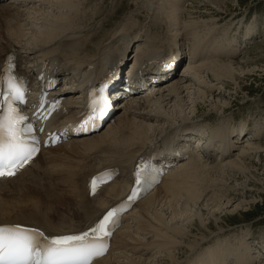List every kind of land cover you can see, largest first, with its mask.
I'll use <instances>...</instances> for the list:
<instances>
[{"label": "bare ground", "instance_id": "bare-ground-1", "mask_svg": "<svg viewBox=\"0 0 264 264\" xmlns=\"http://www.w3.org/2000/svg\"><path fill=\"white\" fill-rule=\"evenodd\" d=\"M91 1L0 2V66L7 53L17 50L24 65L26 64L23 73L31 74L45 59L60 58L72 66L69 69L73 73L79 72V81L84 75L85 78L93 77L97 80V70L117 60H125L133 45L134 64L141 72H145L159 57L161 62L168 63L181 51L185 40L189 39L188 36L194 39V43H190L193 48L192 60L185 68L184 74L164 84L162 89H159L160 86L155 87L145 95L125 100L123 105L116 108L114 121L100 134L46 149L24 171L16 173L14 178L0 179V223H26L53 235L83 231L99 222L106 210L125 197L132 186V181L128 183L129 171H132L130 164L145 149L151 150L153 145L159 148L166 141L174 146V134L177 131L181 135L193 132L194 138L180 144L185 147L179 152H185V156H189L188 159L177 165L156 190L136 205L125 220L122 230L116 235L109 256L94 263L181 264L183 261L178 256V250H182L186 256L192 254L199 245L202 247L212 241L215 231L211 232L213 223L208 221L207 213H210L208 216L217 224L221 218H218L219 215L237 216L258 203L256 200H243L235 204V199L250 197L255 192L263 193L260 188H264V173L261 178L255 173L263 170L258 169L257 162H246L258 151L264 152L263 146L250 143L241 151L242 156L227 161L236 149V143L233 142L235 135L230 130L240 126L238 136L240 133L246 135L248 126H233L230 121L224 123V120L232 115L227 113L233 103H225L227 95L222 87L228 88V84L232 83L236 85V93L232 94L237 95L242 91L241 81L240 84L238 81L245 76H251L253 72L245 71L244 68L249 59H244L238 64L228 59L240 53L241 44L237 43L236 38L232 41L225 39L228 34L222 35V40L218 37V20L209 24L206 21H201L203 24L195 21L189 26L186 22L183 23L186 14L182 3L185 1H144L152 26L148 22L144 28L145 22L137 20L139 14L131 13L127 20L131 18L132 24H124L121 31H113L107 37L104 22L97 25L95 21L103 11V5L98 9L93 8ZM232 6L227 0H193L187 15L189 18L195 14L198 18H224ZM120 12L121 10H118L115 14ZM113 17L114 14L111 20L117 18L116 16L112 19ZM99 26L102 30L93 32ZM180 31H184V40L180 38ZM98 37H103V42L94 45L90 52L78 54L80 46L90 45V48V42ZM250 37L253 35H248L245 39ZM73 41L75 49L71 53L67 46ZM78 41L83 44L80 45ZM86 68L87 74L84 72ZM256 68V72H264V66L256 65L255 70ZM205 72L207 75L203 77ZM195 86L198 90L192 92ZM195 96H199L202 102L198 103ZM76 98L68 99L65 107L70 109L71 113L67 118H73L76 113L79 103L78 96ZM202 103L209 104L207 111L203 110L204 106H200ZM210 118H220L222 121L219 122L220 130H212L211 138L209 137L208 144L205 145L201 143V134L195 130L198 127L204 130L205 126L199 121ZM62 119L63 117H59L56 122ZM262 131L264 125L261 129L258 124L253 133L258 135ZM215 144L221 145L217 148L220 153L210 150ZM200 147L205 151H198ZM112 167L119 169L117 179L104 187L97 196L92 195L87 187L89 178L103 169ZM216 175L219 177H213ZM223 175L224 178H221ZM237 176L247 178V182L251 183L247 186L248 189L236 185L237 180L234 178ZM229 179H234L236 183L227 184ZM229 193H232V198L228 200ZM217 227L218 235L214 237L216 241L213 240L215 249L205 252L206 259L198 260L197 263L228 264L225 261L228 257H236L238 264H254L258 261L259 257L254 256L255 253L252 252L256 246L251 245L248 250L241 251L239 246L223 244L219 239L224 228L219 225ZM194 230L198 231V234L194 235L195 244L188 242L187 246L190 245V248L184 251L182 246L193 237ZM207 232L209 236L212 235L208 241ZM150 234L153 236L150 237ZM223 246L234 248L238 253L222 250ZM155 250L157 252L153 256L149 254ZM259 253L261 254V251ZM189 264H193V261Z\"/></svg>", "mask_w": 264, "mask_h": 264}, {"label": "rangeland", "instance_id": "rangeland-1", "mask_svg": "<svg viewBox=\"0 0 264 264\" xmlns=\"http://www.w3.org/2000/svg\"><path fill=\"white\" fill-rule=\"evenodd\" d=\"M143 1H145V0H92L90 5H93V8L96 7L97 9L99 8V6L101 7L103 5V9H102L103 11L101 12L102 15L99 14L100 16L98 15L95 21H96L97 25H100L101 22H104L103 25H105V29L107 28L106 30H108L106 32V34L110 35L113 31H118V30L121 31L123 29V28L121 29V27H124V24H126V23L132 24L131 18L128 20H127V18L131 17L130 16L131 13L134 12L135 9L140 7L141 3ZM183 1H185V2H183ZM227 1H229L231 3V5H233L232 7H230L232 10L230 9V11L226 15L223 16L224 18H222V17L216 18L215 17L214 19H210L208 17H206V18H204V17L200 18L199 17L198 18L197 14L192 15L193 17L189 18V16L187 15V13H188L187 10L189 9L190 4L193 3V0H182L183 3L182 2L181 3H182V6L183 5L185 6L184 7L185 10L184 9L183 10L186 14V16H184V18H183V20H184L183 23L186 22L187 23L186 25L189 26V25H193L195 23V21H197V22L199 21L200 24H203L206 21L209 24V22L212 23V21L215 22L218 20V26H217L218 27V32H217L218 37L221 38L222 35L228 34L225 39H228V41H232V40H234V38H236L237 43L241 44V50H240L241 54L238 53L237 56L230 57L228 59H230V61H232L234 63L237 62L236 64L242 62V60H244V59H247V60L249 59L250 61L249 60L247 61V63L244 65V68H245V71L246 70L253 71L252 72L253 76L252 75L251 76H245L244 79H241L238 81V83L241 81V84L240 83L239 84L242 87V91H240L237 95L232 94V93H236V85H233L232 83L228 84V86H227L228 88H223L221 86L222 90L224 89V93H226L225 95H227V99L225 100V103H233L232 104L233 106L230 109V111L231 110L232 111L231 112L229 111L227 114L232 113V115H234V116L229 115L228 119L224 120V123H226L227 121H230V124H232L233 126H238L239 124L240 125L243 124L246 127L248 126L247 132H249V130L252 131V129L254 131L255 128H257L258 124L260 125L261 129L263 128V125H264V72H256L258 70L257 68L255 70L256 65H258L259 67L264 66V58H261V56L262 57L264 56V0H227ZM90 5H89L87 11L89 10ZM129 8H131V9H129ZM118 10H121V12H120V14L117 15V14H115V12ZM201 12H204V11H201ZM88 13H89V11H88ZM90 13H92V12H90ZM112 14H114V17L112 19H114L116 16H117V18L114 20H111ZM133 14H139L140 19L137 18V20L140 22H145L144 28L147 26L148 22H150V20H151L150 16L147 14V12L144 8L142 10L136 12V13L134 12ZM108 15H110V16L108 17ZM107 18H108V20L109 19L111 20L110 23H105V21H103V20H107ZM188 21L191 24H189ZM201 21L202 22L204 21V22L202 23ZM111 23H112V25H111ZM118 25L119 26L121 25V26L119 27ZM150 26H152V22H150ZM256 26H257V30H256ZM208 28H210V27H208ZM164 30L168 31V29H164ZM121 34H124V33H121ZM248 35H251V36L255 35L256 37L255 38L250 37L249 40H246L245 38ZM180 38L181 39L183 38L182 40H184V31H180ZM188 38L189 39L185 40L184 45L181 47L180 52H182V53H184L185 48L188 50L191 48V47L188 48L187 44L194 43V41H193L194 39L192 38V36H188ZM221 40H222V38H221ZM242 42H244V43H242ZM98 43H99V39L97 38V39H95V41L93 43H91V48L83 47V49H81V50L82 51L84 50L83 51L84 53L81 51L80 54L81 53L85 54L87 52H90L91 50H93L94 45H96V44L98 45ZM131 48L133 49L134 45ZM206 75H207V72L202 74L203 77ZM192 79H194L193 76H192ZM203 80H204V78H203ZM208 81H210V80H208ZM160 87L161 88H159V89H162L165 86H160ZM197 90H198V88L195 86L194 91H193V89L191 91L197 92ZM198 97L195 96L194 98L196 101L198 100L197 101L198 103H201L202 101H201L200 97L199 98ZM207 100H210V98H207ZM124 101L125 100L117 103L116 108H118L121 104L123 105ZM203 103L200 106L201 107L204 106L205 109H203V110L207 111L209 104L207 103L204 105ZM195 121H197V120H195ZM221 121H222V119H220V118L219 119L210 118V119H204V120L201 119V121H199V122L203 125V127L205 126L204 130L209 131L211 133L212 130L213 131H215L217 129L220 130V125H219L220 123L219 122H221ZM256 123H258V124L256 125ZM206 131H205V133H207ZM210 133H208V134L210 135ZM198 134H201V133H198ZM246 135H244L243 138L241 139L245 143L244 145H242V150L246 149L250 143H255L257 146L261 145L264 148V131H262L258 135H256L255 140H257V141H255V142H252V141H246L245 142L244 139H245ZM235 137L240 138V136H238V134L235 135L234 138ZM242 141H240V142L238 141V142H234V143H236V144L243 143ZM261 151L262 152L258 151V153H256L255 155H253L251 157L249 156L250 159L246 160V162H249L250 160H252V162H257L258 165H256V166L258 167V169L264 171V152H263V150H261ZM241 153L242 152H237L234 150L231 158H229L227 161H230L233 158H237V156L239 157V155H241ZM240 159L241 158H239V160ZM254 170H256V169H254ZM263 171H256L255 173H256V175L260 176V178H261V174L264 173ZM213 177H219V175H216ZM221 178H224V175L221 176ZM234 179L237 180V183ZM234 179H232V180L229 179L227 184L233 185L236 183V185L238 187H243V188H247V189H248L247 186H249V184H251L249 181L247 182V178H242V177L237 176V178L235 177ZM260 189H261V192H263L262 194L255 192L250 197H247V198L239 197L238 198L239 201L237 199H235L236 201L234 200L236 202L235 204L241 203L243 200L245 202L256 200L258 202L257 205H254L253 208H250V207L247 208V210H248L247 212H242L237 216L226 215L224 217L223 214L219 215L218 218L220 216H221V218H219L220 220L218 221L217 224H216V222H213L214 220L212 219L211 216H208L210 213H207L208 221L210 223L212 221V223H213V227H212L211 232H214V231L215 232L212 234L213 236L212 235L209 236V232H207L206 236H209V237L206 239V241H208L211 236L213 238L212 241L205 244V245H202V247L199 245V247L196 248L197 250L195 249L192 254H187L186 256H185V254H183L182 250L179 251L178 249H176V250H178L177 251V253L179 254L178 256H180V258H182L181 260L183 262L181 264H189L192 261H193V264H199L196 261L206 259L207 254L205 252L212 250L216 246L214 243L216 241L215 240L216 238H214V237H216V235H218L217 231H218L219 227H217V225L224 228V230L222 231V234L220 235V239H219L221 242H223V244H231V246L233 244L232 247H236V246L238 247L239 246V249L241 251L248 250L251 247V245L252 246L254 245L256 247L253 248L252 252L255 253L254 256L259 257L258 261H256V263H254V264H264V253H263L264 252V188H260ZM230 198H232V193L227 194V199L229 200ZM167 216L169 217V211H168ZM210 217H211V219H210ZM247 231H249V232H247ZM195 234H198L197 230H194L193 237L191 236L189 238L190 240L188 239L187 242H185L184 246H182L183 248H185L184 251H186V249H188V247L190 246V245L187 246L188 242H190L191 244H195L194 243V241H195L194 235ZM152 236L153 235L150 234V237H152ZM199 237H200V235H199ZM148 238H149V236H148ZM213 240H215V241H213ZM197 241H199V240H197ZM235 241H236V243H235ZM182 242H184V241H182ZM261 246H263V248ZM222 250H229L233 254L238 253V251L236 249L227 248L226 246H223ZM257 250H260L261 254L259 253L260 251H257ZM155 252H157V250H155L149 254H152V256H153L155 254ZM260 258H262V260ZM225 261H227L228 264H238L236 257H228V258H226ZM166 264H170V262H168Z\"/></svg>", "mask_w": 264, "mask_h": 264}, {"label": "snow or ice", "instance_id": "snow-or-ice-1", "mask_svg": "<svg viewBox=\"0 0 264 264\" xmlns=\"http://www.w3.org/2000/svg\"><path fill=\"white\" fill-rule=\"evenodd\" d=\"M25 94L23 81L12 75L11 67L6 69L0 77V178L14 176L39 151L38 141L25 139V134L31 135L33 130L21 126L26 117L17 105L25 102ZM90 107L85 124L103 116L110 107L104 89L93 94ZM136 181L139 184V174ZM135 197L133 191L130 201ZM120 212L119 208L109 211L88 231L62 237H46L37 229L19 225L0 226V264H92L107 253Z\"/></svg>", "mask_w": 264, "mask_h": 264}]
</instances>
